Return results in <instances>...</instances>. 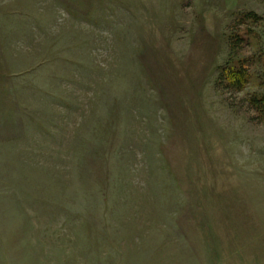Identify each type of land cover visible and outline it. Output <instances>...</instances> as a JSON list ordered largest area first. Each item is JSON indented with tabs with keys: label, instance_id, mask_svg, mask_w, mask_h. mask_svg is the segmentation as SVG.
Returning <instances> with one entry per match:
<instances>
[{
	"label": "rangeland",
	"instance_id": "obj_1",
	"mask_svg": "<svg viewBox=\"0 0 264 264\" xmlns=\"http://www.w3.org/2000/svg\"><path fill=\"white\" fill-rule=\"evenodd\" d=\"M0 264H264V0H0Z\"/></svg>",
	"mask_w": 264,
	"mask_h": 264
},
{
	"label": "trees",
	"instance_id": "obj_2",
	"mask_svg": "<svg viewBox=\"0 0 264 264\" xmlns=\"http://www.w3.org/2000/svg\"><path fill=\"white\" fill-rule=\"evenodd\" d=\"M235 43H233V40L229 42V47L232 49L234 48ZM247 78L248 75L245 73V71L243 70H238V71H228L226 72V74L224 75V80L228 81L229 84L233 85L234 87H236V89L238 88V91L242 90V85L246 84L247 82ZM262 98H258L254 99L253 103H256L255 105L259 106L262 108ZM261 111V109H260Z\"/></svg>",
	"mask_w": 264,
	"mask_h": 264
}]
</instances>
